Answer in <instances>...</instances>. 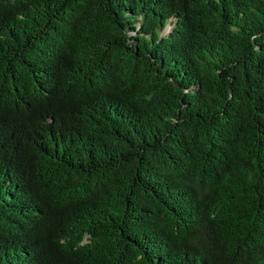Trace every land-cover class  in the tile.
<instances>
[{
  "label": "trees",
  "instance_id": "trees-1",
  "mask_svg": "<svg viewBox=\"0 0 264 264\" xmlns=\"http://www.w3.org/2000/svg\"><path fill=\"white\" fill-rule=\"evenodd\" d=\"M0 264H264V0H0Z\"/></svg>",
  "mask_w": 264,
  "mask_h": 264
}]
</instances>
